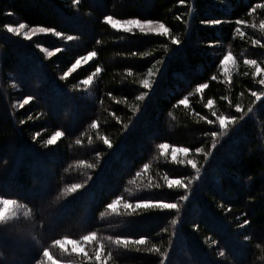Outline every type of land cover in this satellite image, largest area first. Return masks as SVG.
Returning a JSON list of instances; mask_svg holds the SVG:
<instances>
[{
    "label": "trees",
    "instance_id": "1",
    "mask_svg": "<svg viewBox=\"0 0 264 264\" xmlns=\"http://www.w3.org/2000/svg\"><path fill=\"white\" fill-rule=\"evenodd\" d=\"M107 15L163 23L169 36L116 31L105 23ZM252 19L264 21V0H0V27L24 23L73 37L70 47L50 58L30 43L0 40V197L30 213L12 226L0 225V264H40L53 241L76 231L96 233L111 252L108 264H162L163 257L167 264H264V100L254 103L250 75L224 81L219 65L225 46L235 54L247 50L233 34L237 21ZM172 37L180 43L171 45ZM89 53H95L89 63L64 77ZM149 70L153 81L145 89ZM92 74L85 97L81 81ZM202 84L208 87L197 92ZM25 99L29 103L15 106ZM237 105L239 115L251 109L252 117L215 145L211 133L217 130L208 121L238 117ZM56 131L62 136L47 145ZM160 143L200 150L195 162L203 175L185 202L178 201L184 190L166 188L164 177L187 184L195 169L160 161ZM109 179L114 186L106 190ZM74 183L82 187L61 197ZM122 196L182 205L135 209L126 220L100 219ZM28 230L34 238L25 236ZM111 239L145 243L133 248Z\"/></svg>",
    "mask_w": 264,
    "mask_h": 264
},
{
    "label": "rangeland",
    "instance_id": "2",
    "mask_svg": "<svg viewBox=\"0 0 264 264\" xmlns=\"http://www.w3.org/2000/svg\"><path fill=\"white\" fill-rule=\"evenodd\" d=\"M109 16H111V15L105 16L104 17V21H105V18L109 17ZM111 17L113 19L121 20V21L127 20V19H119V18H116L114 16H111ZM140 21L145 22V21H151V20H140ZM152 22H155V21H152ZM155 23H159V22H155ZM262 23H264V21H257L255 19H252L251 22L239 21V23H237V26L235 28L236 31H234L235 34H233V38L234 39H239V41L242 42L244 45H248V48H247V50H243V51L239 52V54H235L232 51V48H230L228 46H225L224 49H223L222 56L220 58V64H219L220 65V73H221V76H222L224 81H229L231 79V77L236 75L237 73L245 72L246 75L248 74V75L251 76L253 85H254V87H255V89H256V91L258 93H264V85L259 84V80L260 79H264V75L256 74V67L251 66V65H246L244 63V60L245 59H255L257 61V66L261 69V72L264 73V29H262L260 27V25ZM19 24L20 23H16L14 25L4 26L3 28L0 27V40H3L5 38H11L17 43H19V42L30 43L29 44L30 48L34 49L35 51L38 50L40 53L43 54L44 57H47V58H50L53 55H55L56 52L60 51V49H63V48H66V47H70L72 45V44H70V40H68L67 37H62L61 35L54 33V31H52L50 29H49L50 31H48L46 33H38V34H36L34 36H31V38L28 39V40H24L22 35H16L14 33H9L7 31L8 27H18ZM108 25L112 28V26L110 24H108ZM30 28H32V27H26L24 29V31L27 32L28 29H30ZM78 28L80 30L82 28V25H80ZM237 29H239V31H237ZM114 30H116V29H114ZM116 31H118V30H116ZM119 31L120 32H124L122 30H119ZM126 33H137V34H142V35H154V34L141 33L138 28H134L132 32H126ZM86 34H88V33H86ZM58 40H60V42L58 44H54L55 41H58ZM254 41L256 43H253ZM45 42H47V44H45ZM51 43L54 44V47L51 46ZM41 49H44V51H41ZM48 52H52L53 54L51 56H49L47 54ZM91 54L92 53H89V54H86V55H83V56L77 58L76 61L72 64V66L68 70V72L66 73L67 75H65L64 77H67L68 74L76 71L80 67H82V66L86 65L87 63H89L90 60L93 58V55H91ZM225 55H231L233 57V61L228 62L227 65H225V66H221V61L223 60V57ZM85 57H88V59H85ZM77 60L80 61L79 64L76 63ZM240 60L242 62L241 67H240V63H239ZM73 65H75V67H73ZM95 75H97V73H95ZM95 75L92 74L91 76H89V77H91V80L89 81L88 84H84L83 82L85 80H88L89 77L86 78L85 80L81 81V85L82 86L79 88V90L81 91L83 96H85V97H89L90 96V92H91V89H92V84H93V80L95 78ZM145 79H147L149 81V84L151 86L152 85V81H153L152 80V76L147 75V76H145ZM252 99L254 100L255 104H259L260 102H262V100H264V95H262L260 100H256V98L253 97V96H252ZM22 103H23V101L19 102V103H15V106L17 108H19L22 105ZM183 105L185 107H187L188 106V102H187V104H183ZM57 110L58 109L54 110V112H55L54 115L55 116L57 114ZM59 110H61V109H59ZM66 110H67V108H65L63 110V112L66 111ZM234 113L239 115V113H237L236 111ZM252 115H253L252 111H250V112L248 111V112H245L243 114H240L238 117L237 116H233V114H230V113L226 114V116H228L229 118H232V117L236 118V123L235 124L227 126V132L230 131L231 128L235 127L238 124V122L246 120V119L252 117ZM213 119L214 120L211 121V123H209V122L208 123H209L210 126L216 128L217 133H219L220 129H219L218 117H216V119L215 118H213ZM227 132H226V134H227ZM156 133H157L156 130L151 132L149 134L150 135L149 139L150 140L153 139L156 136ZM225 135H223V136L217 135V138L214 141V144L218 145L220 140L222 138H224ZM166 144H168V143H166ZM168 145H169V148L164 150V155L160 154L161 155L160 161L169 162L172 166H174L175 169H177L178 167H180V168L191 167V165L188 164V161L189 160L195 161V159H196V157H197V155L199 153L198 151L191 152L189 150V152L187 154L180 153V152H177V153L173 154L172 151H171V148H173V147L179 148V147H182V146H176V145H171V144H168ZM160 152H161V150H160ZM173 155H175V160H173ZM199 170H200L199 176L193 181V184L190 186V187H193L194 193L197 191V188H198L199 183L201 181V177L203 175V170L200 169V168H199ZM194 174H195L194 176H196V169H195ZM165 178L166 177H164V186L166 188H168ZM167 178L168 179H181V180L184 181L185 184H186V180H187V179L182 178V177H173V176H170V175H168ZM45 180H46V178H44L42 181H45ZM49 180H50V182H52V178L51 177L49 178V176H48V179L46 181H49ZM112 183H113L112 179H109V181L107 180V183L104 184V185L108 186V188H106V190H108V189L111 190V188H113L114 183L113 184ZM44 187H45V185H44ZM190 187L185 189V188H179V187L174 186L172 188V190L180 189L182 191V189H183L184 193H185L184 195H188V191L190 190ZM43 189H44L43 191H40V192L37 191V194H42L43 195V193H45L47 191V190L45 191V188H43ZM28 194H32V192L31 193L29 192ZM0 199H11V198L0 197ZM11 200H14V199H11ZM116 200H119L120 204L117 205L115 210H111L107 206V210H105L99 216L100 219H105V220L108 221L111 218L117 217L116 221H118V220H126L127 217H126L125 213L128 214V213L132 212L135 209H125L123 207L124 203H129V202L133 203V204L138 203V202H141V203H152L151 201H129V200H124L123 196L122 197H117L113 201H116ZM113 201L111 203H113ZM178 201L185 202V200H179V199H178ZM178 201L176 203L179 205V208H180L182 203H180V202L178 203ZM111 203H109V204H111ZM159 203H161V202H159ZM18 204H21V203H18ZM160 210H162V209H160ZM163 210L167 211L169 209H163ZM171 210H174V209H171ZM13 211H15V209ZM23 211H28V210L24 207V209L21 210V212L18 215V217L13 216L12 212L8 213L7 216H6L4 207L2 205H0V225L8 223V224H11V226H12L13 223H17L18 219L25 217L23 215ZM48 215L49 214H47V216ZM49 217H51V219H53L52 215H49ZM81 217H78L79 221L78 220L77 221L79 223L77 222V224H79V226H81V227H85L84 223H82V221H80ZM91 234H92V232L87 233L85 235H91ZM25 236L28 237V238L29 237L34 238L33 234L29 230L25 232ZM63 239H65V240L75 239L77 241H80L79 248H83L84 251L83 252H81L79 250L74 251L71 244H66L63 247L56 246L55 243H54L55 241H53V243L50 244V246H48V252L53 257V260L55 261V264H85V263H88V264L89 263H93V264H108L107 262H109L108 258L110 256L111 252H109V251L107 252L106 245L97 236H96V239L93 240V241L84 242L83 241V235L81 236L79 231H76V232H74V237H62V238H58L57 240H63ZM129 240H132V239H129ZM28 241H30V240H28ZM101 245H103L102 248H101ZM129 245L130 244H128V247H129ZM134 245H136V244H131L132 247ZM136 247H137V245H136ZM97 250L101 251V256H100L99 260L96 259V251ZM84 252L87 253L86 256L84 255ZM122 256H127V254H123ZM39 263L40 264H52V261L48 260L47 257L43 256L39 260ZM161 263L162 264H167V257L166 258L163 257L162 260H161ZM122 264H130V263H122ZM172 264H175V263L172 261Z\"/></svg>",
    "mask_w": 264,
    "mask_h": 264
},
{
    "label": "snow or ice",
    "instance_id": "3",
    "mask_svg": "<svg viewBox=\"0 0 264 264\" xmlns=\"http://www.w3.org/2000/svg\"><path fill=\"white\" fill-rule=\"evenodd\" d=\"M105 23L110 24L113 29H116L118 31L122 30L124 32H132L134 28H138L141 33L154 34V35L162 36V37H168L169 36V29L163 23H155V22H152V21L142 22L139 19H127V20L121 21V20L113 19L111 16L105 18ZM207 23L219 24V23H221V21H219V20H217V21H209ZM237 23H239V21H237ZM260 27L262 29H264V23H262L260 25ZM25 28H26V25L24 23H20L18 25V27H8L7 31L9 33H14L16 35H22L24 40H28V39L31 38V36H34V35H36L38 33H46L48 31H50L49 29H46L44 27H32V28L28 29L27 32H25L24 31ZM237 31H239V29H237ZM67 39L68 40H72L73 37L72 36H68ZM179 43H180V41L177 38H175V37L171 38V45H178ZM253 43H256V42L254 41ZM41 51H44V49H41ZM47 54L49 56H51L53 53L52 52H48ZM94 54L95 53H92L91 55H94ZM85 59H88V57H85ZM230 61H233V57L231 55H225L223 57V60L221 61V66L227 65V63L230 62ZM76 63L79 64L80 61L77 60ZM244 63L246 65H251V66L256 67V74L264 75V73L261 72V69L257 66V61L255 59H245ZM73 67H75V65H73ZM97 71H99V68L97 69ZM65 75H67V74H65ZM129 75H131V72H129ZM148 75L149 76L153 75L151 70H149ZM213 79H215V77H213ZM90 80H91V77H89L88 80H85L83 83L84 84H88ZM259 84L264 85V79H260L259 80ZM142 85H143V87L145 89H148L150 87L149 81L147 79L143 80ZM207 87H208L207 84H202L196 89V91L197 92H202ZM251 95L253 97H255L256 100H260L262 95H264V93H258L256 91H253L251 93ZM136 99L142 101V100L145 99V96L138 95L136 97ZM27 103H29V100L25 99L23 101V104H27ZM180 103L181 104H187V101L186 100H181ZM212 104H213V100L209 99L207 101V106L210 107V106H212ZM235 111L237 113L241 112V108H240L239 105L236 106ZM250 111H251V109H249V112ZM213 115L215 116L216 114L213 113ZM202 119H203V117H202ZM208 122L211 123V121H208ZM218 123H219L220 131H219V133H217V132L211 133L213 141L216 140L217 135H219V136L225 135L226 132H227V126L235 124L236 123V118L235 117L229 118L226 115H220L218 117ZM91 126H92L93 129L97 128V124L95 122H93ZM61 136H62V132L61 131H56L55 134L50 139H48L46 141V144L47 145H53ZM102 139H103L104 144L107 145L108 148H112V144L109 143L108 139H106V138H102ZM89 142L91 143V141H89ZM77 143H79V141H77ZM167 148H169L168 144L160 143L159 144V149L161 150L160 154L164 155V150L167 149ZM171 151H172L173 154H175L177 152L187 154L189 152V149L187 147H179V148L173 147V148H171ZM197 151L199 152L200 150L198 149ZM209 155H210V153H209ZM173 160H175V155H173ZM188 164H190L193 169H196V176L192 177V179H189L187 184H185L184 181L181 180V179H168L166 177L165 180H166L167 187L169 189H172L174 186L179 187V188L187 189L188 187H190L193 184V181L199 176L200 170L197 168V165H196L195 161L189 160ZM87 167H92V165L89 164V165H87ZM144 168L147 169L148 165L145 164ZM137 175H139V173H137ZM81 187H82L81 184L74 183V184L71 185V187H68V188L64 189V191L60 194V196L66 198L69 194L75 193ZM187 199H188L187 195H183V196L180 197V200H187ZM119 204H120L119 200L113 201V203L108 205V208L111 209V210H115V208ZM0 205H2L4 207L6 216H7L8 213L12 212L13 216L18 217V215L20 214L21 210L24 209V205L18 204L15 200H11V199H0ZM123 207L125 209H141V208H144V209L159 208V209H177V210L179 209V205L177 203H166V202H161V203H141V202H138V203H135V204L129 202V203H124ZM14 209H15V211H13ZM29 214L30 213L28 211H23V215L24 216L27 217V216H29ZM176 223H177L176 219L171 220V224L173 226L176 225ZM95 239H96V233L95 232H93L91 235H84L83 236V241L84 242L93 241ZM105 239H110V238L105 237ZM54 243H55L56 246H61V247H63L66 244H71L74 251H76V250H79L81 252L84 251L83 248H79L80 241H77L75 239H71V240H65V239L57 240ZM110 243L114 244L116 246L123 245V246L127 247L128 244H136V245L144 244L145 240L144 239H135V240L111 239ZM102 247H103V245H101V248ZM153 251H156V249H153ZM84 255L86 256L87 253L84 252ZM43 256L47 257L48 260L52 261V264H55V261L53 260V257L49 254V252L47 250H45L43 252ZM100 256H101V251L97 250L96 251V259L99 260Z\"/></svg>",
    "mask_w": 264,
    "mask_h": 264
}]
</instances>
